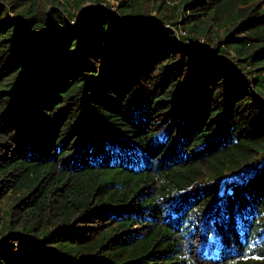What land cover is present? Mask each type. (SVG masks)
Returning <instances> with one entry per match:
<instances>
[{
  "label": "trees",
  "instance_id": "1",
  "mask_svg": "<svg viewBox=\"0 0 264 264\" xmlns=\"http://www.w3.org/2000/svg\"><path fill=\"white\" fill-rule=\"evenodd\" d=\"M110 1L0 0V264H264V0Z\"/></svg>",
  "mask_w": 264,
  "mask_h": 264
},
{
  "label": "rangeland",
  "instance_id": "2",
  "mask_svg": "<svg viewBox=\"0 0 264 264\" xmlns=\"http://www.w3.org/2000/svg\"><path fill=\"white\" fill-rule=\"evenodd\" d=\"M159 1H162V0H145L144 1V7H145L144 8V11L148 15L147 16L148 19H152V20L157 21L158 23L164 25L165 27H168V28L173 29L175 31V33L177 32V30H179V32H182L181 31L182 28H180V27L183 24L179 23L178 25H180V27L178 29H176L174 27V25H172L173 18H172V20H170V18L167 16V14H170L172 16H174L176 14H179V16L177 17V21H180L182 19L181 14L180 13H177L178 12L177 9H174L175 8V5L178 4L181 0H165L166 1V5H168V7L166 9V15H164L162 17H160L161 14L159 13V11L157 10V7L155 6V4L160 3ZM91 3H92L91 1H88L85 5L86 6H90ZM110 3L112 5H115V6H112L111 7L112 11L113 12H116V15L118 17L119 16H122V13L117 8L118 5H117L116 0H111ZM9 15H14V13L12 12V10H9ZM176 35L179 37V33H176ZM210 48H212V46H210ZM222 56H224V55H219L217 57H222ZM15 195L16 194L14 193L13 190L10 191V193L7 195L6 200L12 201L14 199ZM5 206H6V203H5L4 207ZM4 210L1 211V209H0V220H2V213L5 212ZM78 222H81V221H78ZM0 224H2V222H0ZM31 235H33V234H30V236Z\"/></svg>",
  "mask_w": 264,
  "mask_h": 264
},
{
  "label": "built area",
  "instance_id": "3",
  "mask_svg": "<svg viewBox=\"0 0 264 264\" xmlns=\"http://www.w3.org/2000/svg\"><path fill=\"white\" fill-rule=\"evenodd\" d=\"M181 31H182V32H181L182 34H185V31H184L183 29H181Z\"/></svg>",
  "mask_w": 264,
  "mask_h": 264
}]
</instances>
